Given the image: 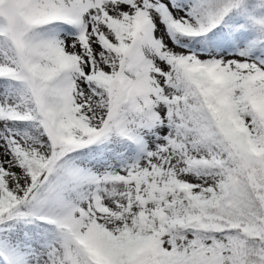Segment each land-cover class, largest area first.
<instances>
[{"label": "snow or ice", "instance_id": "1", "mask_svg": "<svg viewBox=\"0 0 264 264\" xmlns=\"http://www.w3.org/2000/svg\"><path fill=\"white\" fill-rule=\"evenodd\" d=\"M0 264H264V0H0Z\"/></svg>", "mask_w": 264, "mask_h": 264}]
</instances>
